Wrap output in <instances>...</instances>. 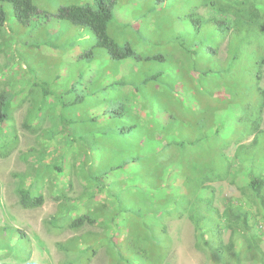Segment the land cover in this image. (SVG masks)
Instances as JSON below:
<instances>
[{"label": "trees", "instance_id": "1", "mask_svg": "<svg viewBox=\"0 0 264 264\" xmlns=\"http://www.w3.org/2000/svg\"><path fill=\"white\" fill-rule=\"evenodd\" d=\"M94 1L58 7L68 40L46 42L70 47L63 73L0 91V132L11 135L2 156L15 148L27 93L26 127L56 112V130L25 153L20 205L42 206L46 185L56 194L66 209L47 223L79 232L59 244L66 264H89L101 249L109 264H172L168 220L184 215L214 264H264V0H149L126 20L117 0ZM47 13L0 0V31L8 14L28 33ZM224 180L242 195L222 209L215 183ZM31 255L26 232L0 226V257Z\"/></svg>", "mask_w": 264, "mask_h": 264}, {"label": "rangeland", "instance_id": "2", "mask_svg": "<svg viewBox=\"0 0 264 264\" xmlns=\"http://www.w3.org/2000/svg\"><path fill=\"white\" fill-rule=\"evenodd\" d=\"M32 1L38 5L40 11L47 10L48 13L39 15L38 19L33 20L28 33L26 27L19 26L10 14H8L7 23L1 28L0 91L7 84L12 83L14 88L16 84L19 85L21 82L28 83L26 90L28 91L29 84L33 81H54L56 76L63 73L65 68V65H58L59 59L69 60L70 54L66 50L70 47H63L58 51L46 42L50 39L58 46V44L68 40L67 33V35L60 33L62 29L68 28L64 22L60 23L57 10L59 5L69 0ZM112 1L114 0H95L93 5L98 4L106 8ZM148 1L117 0L114 5L116 16L124 20L132 18L135 13H138V9L140 11V5L142 3L146 4ZM38 28H40L41 34L39 33L40 30L36 31ZM162 34L157 32L159 37H162ZM39 43L40 45H37ZM32 100V95L27 93L25 102H21L14 112L17 133L15 148L6 156L0 154V226L6 225L18 228L26 232L31 238L32 255L29 262L25 264H66V259L69 258L68 253L61 249L59 244L66 242L79 232L69 228L59 232L47 223L46 220L57 216L61 209L65 208L61 205L60 200L55 198L56 194L52 193L50 187L46 185L42 189L46 198L45 203L37 208L26 209L20 205L16 192L20 179L25 173L31 171L25 153L31 150L35 153L36 150L42 148L43 137L47 131L56 130V127H53L56 117L55 111L45 113L42 124L33 123L31 127H26L25 120ZM3 134L0 132V139H3V141L11 140L10 134ZM4 137L7 139H4ZM233 147L231 148L232 151ZM0 149L7 150L4 147H0ZM215 184L220 185L217 203L222 209L223 199L239 198L242 195L237 185L228 180ZM81 187L80 181L76 179L73 191L79 192ZM90 228L96 230L95 227ZM168 231L172 242L168 260L172 264H214L211 255L196 246V230L186 215L181 218L171 217L168 220ZM227 235L226 233L225 239H227ZM262 247L264 249V241ZM22 253L24 254V251ZM5 260H9L12 264L21 262L12 257H0V264H4ZM110 260L108 253L101 249L89 264H109Z\"/></svg>", "mask_w": 264, "mask_h": 264}]
</instances>
